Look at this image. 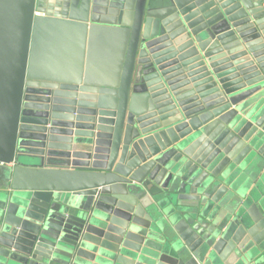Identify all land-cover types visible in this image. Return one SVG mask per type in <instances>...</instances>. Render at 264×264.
I'll use <instances>...</instances> for the list:
<instances>
[{
    "label": "water",
    "instance_id": "1",
    "mask_svg": "<svg viewBox=\"0 0 264 264\" xmlns=\"http://www.w3.org/2000/svg\"><path fill=\"white\" fill-rule=\"evenodd\" d=\"M0 264H264V0H0Z\"/></svg>",
    "mask_w": 264,
    "mask_h": 264
}]
</instances>
